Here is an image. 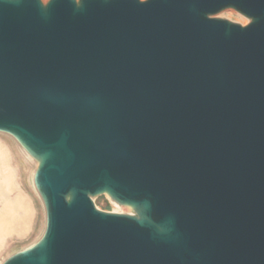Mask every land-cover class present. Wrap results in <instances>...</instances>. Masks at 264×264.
<instances>
[{"label": "water", "instance_id": "obj_1", "mask_svg": "<svg viewBox=\"0 0 264 264\" xmlns=\"http://www.w3.org/2000/svg\"><path fill=\"white\" fill-rule=\"evenodd\" d=\"M0 132L46 214L1 264H264V0H0Z\"/></svg>", "mask_w": 264, "mask_h": 264}, {"label": "rangeland", "instance_id": "obj_2", "mask_svg": "<svg viewBox=\"0 0 264 264\" xmlns=\"http://www.w3.org/2000/svg\"><path fill=\"white\" fill-rule=\"evenodd\" d=\"M45 1V0H44ZM221 17L247 24L249 19L229 9ZM0 151L6 156L0 163V264L10 255L34 244L43 234L46 214L43 202L34 186L36 162L27 157L18 142L0 132ZM97 205L108 211H127L106 196L96 199Z\"/></svg>", "mask_w": 264, "mask_h": 264}, {"label": "bare ground", "instance_id": "obj_3", "mask_svg": "<svg viewBox=\"0 0 264 264\" xmlns=\"http://www.w3.org/2000/svg\"><path fill=\"white\" fill-rule=\"evenodd\" d=\"M22 150V152L27 156V157H29L30 158V156L28 155V153L22 148L21 149ZM5 161H6V156H5V154L3 153V152H1L0 151V163L2 162V163H5ZM1 163V164H2Z\"/></svg>", "mask_w": 264, "mask_h": 264}, {"label": "snow or ice", "instance_id": "obj_4", "mask_svg": "<svg viewBox=\"0 0 264 264\" xmlns=\"http://www.w3.org/2000/svg\"><path fill=\"white\" fill-rule=\"evenodd\" d=\"M45 2H47V0H45Z\"/></svg>", "mask_w": 264, "mask_h": 264}]
</instances>
